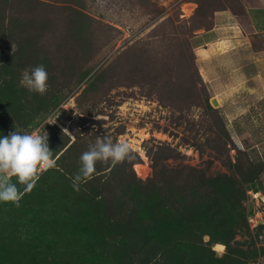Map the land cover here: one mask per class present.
<instances>
[{
  "label": "rangeland",
  "instance_id": "obj_1",
  "mask_svg": "<svg viewBox=\"0 0 264 264\" xmlns=\"http://www.w3.org/2000/svg\"><path fill=\"white\" fill-rule=\"evenodd\" d=\"M253 1L2 3L0 137L44 125L57 165L70 144L79 155L97 137L127 140L136 149L132 170L143 181L153 175L159 146L167 145L178 156L159 163L188 165L211 177L223 174L251 188L240 205L223 197L224 190L220 197H209V211L220 210L211 222L226 217L225 224L203 225L198 239L203 249H189L185 264H264V114L261 120L260 114L253 116L259 129L243 133L244 148L235 142L218 102L213 104L206 92L195 55L197 35L214 25L216 11L243 12ZM65 16L75 18L70 22ZM238 18L247 28L245 15ZM38 64L49 73L44 95L20 83L23 70ZM258 130L263 136H255ZM56 168L40 174L37 183ZM12 182L17 183L15 177ZM17 187L24 192V185ZM8 203L0 202V218L15 213Z\"/></svg>",
  "mask_w": 264,
  "mask_h": 264
},
{
  "label": "trees",
  "instance_id": "obj_2",
  "mask_svg": "<svg viewBox=\"0 0 264 264\" xmlns=\"http://www.w3.org/2000/svg\"><path fill=\"white\" fill-rule=\"evenodd\" d=\"M234 13L243 16L245 9ZM65 18L72 22L75 16ZM87 147L78 155L70 144L48 175L51 180L25 192L19 206L7 204L15 213L0 218V264H185L189 249H203L198 240L202 226L225 224L226 217L211 222L220 210L209 211V197H220L224 190L223 197L240 205L251 189L223 174L211 177L188 165L167 167L160 160L178 153L160 145L146 181L132 170L135 154L109 170V162H97L93 178L78 182L77 190L73 180ZM245 215L242 209V221Z\"/></svg>",
  "mask_w": 264,
  "mask_h": 264
},
{
  "label": "crops",
  "instance_id": "obj_3",
  "mask_svg": "<svg viewBox=\"0 0 264 264\" xmlns=\"http://www.w3.org/2000/svg\"><path fill=\"white\" fill-rule=\"evenodd\" d=\"M245 17L247 28L230 10L216 11L214 25L197 35L195 47L206 92L243 148V133L259 129L253 116L261 120L264 114V0L245 5Z\"/></svg>",
  "mask_w": 264,
  "mask_h": 264
},
{
  "label": "clouds",
  "instance_id": "obj_4",
  "mask_svg": "<svg viewBox=\"0 0 264 264\" xmlns=\"http://www.w3.org/2000/svg\"><path fill=\"white\" fill-rule=\"evenodd\" d=\"M48 79L45 65L38 64L23 70L20 83L30 92L44 95L48 90ZM63 131L71 134L67 129ZM135 152L134 145L127 140L113 142L109 136L97 137L80 157L81 168L74 176L73 187L78 190V182L93 178L97 162L111 161L115 166L135 159ZM53 154L44 125L31 132L15 129L7 136L0 137V202H12L19 206L24 193L33 189L40 174L56 166ZM13 177L17 183L25 186L24 192L18 189L17 183L12 182Z\"/></svg>",
  "mask_w": 264,
  "mask_h": 264
},
{
  "label": "water",
  "instance_id": "obj_5",
  "mask_svg": "<svg viewBox=\"0 0 264 264\" xmlns=\"http://www.w3.org/2000/svg\"><path fill=\"white\" fill-rule=\"evenodd\" d=\"M213 103H215L216 104V101L213 99V100H211Z\"/></svg>",
  "mask_w": 264,
  "mask_h": 264
},
{
  "label": "bare ground",
  "instance_id": "obj_6",
  "mask_svg": "<svg viewBox=\"0 0 264 264\" xmlns=\"http://www.w3.org/2000/svg\"><path fill=\"white\" fill-rule=\"evenodd\" d=\"M211 100H213V99H211ZM213 103V102H212ZM217 103V102H216ZM213 104H215V103H213Z\"/></svg>",
  "mask_w": 264,
  "mask_h": 264
},
{
  "label": "built area",
  "instance_id": "obj_7",
  "mask_svg": "<svg viewBox=\"0 0 264 264\" xmlns=\"http://www.w3.org/2000/svg\"><path fill=\"white\" fill-rule=\"evenodd\" d=\"M261 217V216H260ZM261 222L263 221L262 219L260 220Z\"/></svg>",
  "mask_w": 264,
  "mask_h": 264
}]
</instances>
